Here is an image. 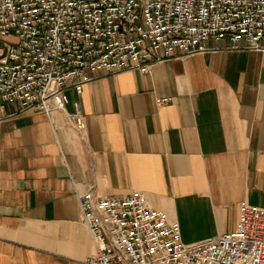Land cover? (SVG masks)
I'll list each match as a JSON object with an SVG mask.
<instances>
[{
  "label": "crops",
  "instance_id": "1",
  "mask_svg": "<svg viewBox=\"0 0 264 264\" xmlns=\"http://www.w3.org/2000/svg\"><path fill=\"white\" fill-rule=\"evenodd\" d=\"M205 45L144 73L86 70L49 116L0 107V264H87L96 244L76 194L88 188L140 190L184 242L232 229L240 201L264 206V36L259 50ZM76 104L82 130L65 116Z\"/></svg>",
  "mask_w": 264,
  "mask_h": 264
},
{
  "label": "built area",
  "instance_id": "2",
  "mask_svg": "<svg viewBox=\"0 0 264 264\" xmlns=\"http://www.w3.org/2000/svg\"><path fill=\"white\" fill-rule=\"evenodd\" d=\"M263 36L264 0H0V107L49 116L68 88L80 92L86 70L144 73L210 49L209 38L259 50ZM65 116L84 128L78 104ZM76 196L96 244L87 264H264V206L240 201L232 229L184 242L140 190Z\"/></svg>",
  "mask_w": 264,
  "mask_h": 264
},
{
  "label": "rangeland",
  "instance_id": "3",
  "mask_svg": "<svg viewBox=\"0 0 264 264\" xmlns=\"http://www.w3.org/2000/svg\"><path fill=\"white\" fill-rule=\"evenodd\" d=\"M196 226H197L196 224L193 225V226L190 227L187 231L190 232V233H192V234H194V235L199 234V233H197V232H200V231H201V230H200V227H196ZM205 232H209V231H205Z\"/></svg>",
  "mask_w": 264,
  "mask_h": 264
}]
</instances>
